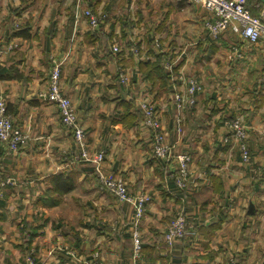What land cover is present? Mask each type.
Returning a JSON list of instances; mask_svg holds the SVG:
<instances>
[{"label":"crops","instance_id":"crops-1","mask_svg":"<svg viewBox=\"0 0 264 264\" xmlns=\"http://www.w3.org/2000/svg\"><path fill=\"white\" fill-rule=\"evenodd\" d=\"M145 2L159 12L149 15L152 21L142 22L136 9L105 12L106 0H0V68L6 70H0V94L13 124L27 134L15 152L0 145V180H14L0 198V264H95L96 253L103 264H264V41L251 43L229 27L210 39L204 22L213 14L200 3ZM247 7L259 16L264 0H248ZM85 9L108 18L94 27ZM124 16L131 22L125 30ZM161 30L160 50L174 68L172 84L158 92L139 64ZM88 31L108 35V45L86 42ZM132 41L139 52H131ZM12 42L17 46L7 49ZM53 58L63 61L61 89L91 150H104V172L122 176L131 195H151L138 219L132 203L101 188L93 163L71 159L72 132L55 102L41 95ZM190 77L199 78L201 89L195 103L185 104L178 128L175 95L186 92ZM121 100L134 104L124 119ZM143 100L154 103L167 132V160L153 152ZM238 114L250 162L242 161L227 124ZM179 152L191 156L183 191L175 184ZM59 172L72 176L74 187L49 204V177ZM180 210L185 237L168 245L164 233Z\"/></svg>","mask_w":264,"mask_h":264},{"label":"built area","instance_id":"built-area-1","mask_svg":"<svg viewBox=\"0 0 264 264\" xmlns=\"http://www.w3.org/2000/svg\"><path fill=\"white\" fill-rule=\"evenodd\" d=\"M202 4V6L213 14V17L204 22L207 30V36L212 40H217L221 33L230 28L233 32L245 37L249 42L254 43L260 40L264 41V8L259 16H252L246 7L247 0H189ZM83 13L88 16L90 24L98 27L102 21L103 15H95L86 9ZM15 42L5 45L7 49L12 50L16 47ZM137 53V48H130ZM114 50H117L114 47ZM2 47L0 46V56ZM62 59H52L48 73L47 89L41 94L49 101L55 102L58 107L61 122L71 130L76 145V150L71 152L73 161H87L93 163L94 170L97 173L101 188L114 194L118 200L130 202L134 206L136 219L144 212L145 206L151 200L148 193H139L131 195L128 193L126 181L119 176H113L104 172L102 164L104 162V150L92 151L86 136L83 125L79 122L76 109L69 98L61 89ZM167 70L172 69L173 63L166 61ZM120 81L124 82L127 78L124 70L120 69L118 73ZM201 89L198 80L189 78L185 93L175 95L176 115L175 121L180 128L182 122V111L185 104H193L196 101V92ZM142 122L152 130V149L154 154L160 159L167 160L170 155V144L166 140L167 132L161 127L160 119L153 102L143 100L140 103ZM227 124L233 131V136L237 140L240 157L243 162L251 160L250 149L247 143V128L244 118L236 115L227 120ZM27 134L18 126L13 124V116L8 109L7 100L0 94V145L8 151L19 150L21 144L26 140ZM177 161V170L175 183L178 189L185 190L188 185L190 174L191 156L188 152H179L174 155ZM14 183L11 177L0 180V198L4 195L5 189ZM186 218L183 210L177 211L175 216L169 222L164 233V240L168 245L180 241L185 237ZM141 249V241L137 234L134 236L133 252L137 256ZM95 264H103L99 255L95 254ZM229 264H236L231 260Z\"/></svg>","mask_w":264,"mask_h":264},{"label":"trees","instance_id":"trees-1","mask_svg":"<svg viewBox=\"0 0 264 264\" xmlns=\"http://www.w3.org/2000/svg\"><path fill=\"white\" fill-rule=\"evenodd\" d=\"M248 1V0H247ZM246 7H247V2H246ZM248 8V7H247ZM251 11V9L249 10ZM139 13V12H138ZM251 14L254 15L252 12ZM105 15V14H104ZM139 15H141L139 13ZM108 18V15L106 14L100 24ZM120 23L122 26V29H129L128 23V17L124 16L121 17ZM85 40L88 43H94L97 41L100 45H108V40L109 37L108 35L101 34L98 32H91L88 31L85 34ZM148 50L149 52L147 54L151 55L153 59H150L151 56L147 57V60L140 62L139 64V71L142 75H144L147 79L151 81L152 87L156 89L158 92L163 91L167 89L171 84H172V75H173V68L170 70H167L165 67V63L167 60L166 54H164L161 50L160 47H157L155 44V39L152 38L148 43ZM137 48V47H136ZM139 52V48L137 49ZM2 74L6 72L5 66L0 68ZM121 107H122V113L123 115L121 116V119H124L130 114V109L131 107L134 106L132 101H124L121 100ZM176 184V183H175ZM74 187V180L72 176L69 174L59 172L57 174H54L49 177V185L47 187V192L53 197L51 198L48 202L50 203H57L59 196H61L63 193H66L73 189ZM178 189V188H177ZM180 190V189H179ZM183 191V190H182ZM54 194H56L54 196Z\"/></svg>","mask_w":264,"mask_h":264},{"label":"rangeland","instance_id":"rangeland-1","mask_svg":"<svg viewBox=\"0 0 264 264\" xmlns=\"http://www.w3.org/2000/svg\"><path fill=\"white\" fill-rule=\"evenodd\" d=\"M49 1H51V2H53V1H55V0H49ZM63 1V0H62ZM65 2H69V1H73V0H64ZM115 1V3L116 4H114L113 3V0H106V6H107V8L105 9L104 7H102L103 8V10L105 11V12H108V13H114V14H119V15H121V14H125L126 13V8H128V10H129V12L131 11L132 12V10H137L141 15H139V18L141 19V21H142V19H149V20H153V17H149V15H153L154 17H156V16H159V12L157 11V12H154V10H153V8H150V6H147V3L145 2L146 0H140V1H137V0H135V3L136 4H130L129 3V1L128 0H114ZM79 3H80V1H78ZM105 6V5H104ZM86 10V9H85ZM88 10H90V9H88ZM112 10V11H111ZM90 11H92V10H90ZM111 11V12H110ZM136 11V12H137ZM130 12V13H131ZM137 12V13H138ZM93 14H95V13H93ZM104 13H103V11H101V10H99V12L98 13H96L95 15H103ZM106 15V14H105ZM132 20V19H131ZM129 22H130V20H129ZM143 22V21H142ZM131 23V22H130ZM148 26V23L147 22H144V27H147ZM152 26V25H151ZM160 27H162V26H160ZM187 32H189V31H187ZM202 33H204V29H203V32ZM159 34V38L158 37H154V39H155V44H156V46L157 47H160V44H163V43H161V42H159V40H160V38L161 39H164V37H165V32H163V30H161V32H159L158 33ZM165 34V35H164ZM153 35H154V33H153ZM168 35V34H167ZM206 36H207V33H206ZM206 36L204 37V40H206V41H208L207 40V38H206ZM161 41V40H160ZM131 46L132 45H134V46H136L137 45V43H135L134 41H132V43L130 44ZM117 48V47H116ZM137 48H139L140 49V47H138L137 46ZM113 49H114V47H113ZM131 52H133L132 50H131ZM167 60L169 61V62H171L172 63V61H174V59H172V58H169V57H167ZM191 79L193 78V79H196V80H198L196 77H190ZM199 81V80H198ZM199 83H200V81H199ZM239 115V114H238ZM243 117V116H242ZM244 118V117H243ZM245 120V119H244ZM250 162V161H249ZM119 177H121L122 179H124L122 176H119ZM125 180V179H124ZM126 185H127V183H126ZM127 188H128V186H127ZM72 190V189H71ZM70 190V191H71ZM69 192V191H68ZM67 193V192H66ZM51 194V193H50ZM63 194H65V193H63ZM62 194V195H63ZM52 195V194H51ZM56 194H54V196H55ZM53 196V195H52Z\"/></svg>","mask_w":264,"mask_h":264}]
</instances>
